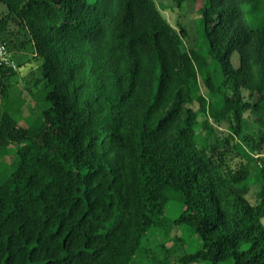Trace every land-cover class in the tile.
I'll use <instances>...</instances> for the list:
<instances>
[{
  "label": "trees",
  "instance_id": "1",
  "mask_svg": "<svg viewBox=\"0 0 264 264\" xmlns=\"http://www.w3.org/2000/svg\"><path fill=\"white\" fill-rule=\"evenodd\" d=\"M0 4V264H264L262 0H205L217 82L155 0ZM13 47L39 70L24 124ZM172 197L193 251L146 243Z\"/></svg>",
  "mask_w": 264,
  "mask_h": 264
},
{
  "label": "rangeland",
  "instance_id": "2",
  "mask_svg": "<svg viewBox=\"0 0 264 264\" xmlns=\"http://www.w3.org/2000/svg\"><path fill=\"white\" fill-rule=\"evenodd\" d=\"M165 18L170 20L174 24L185 28L186 34L184 35L183 42L186 48L194 47L195 50L200 52L204 57L205 63L209 64V69L214 71L216 77L214 79L217 82L221 66L218 61L214 60L211 55L207 52L205 47V25L211 24V19L203 21V7L205 0H184L181 5H176L173 0H155ZM264 6V0H262ZM4 7L0 4V11ZM264 16V9L258 15L254 16V23H258L259 20ZM14 48L15 60L24 61L25 63L17 70L15 76L8 79L7 83L10 84V96L13 100L17 101L19 112L17 114L19 121L24 124L27 119L34 116L39 109L37 103L36 94L30 93L36 88L33 86L34 80L39 76V70L34 66L35 62H27L26 59L32 55L31 50L28 48ZM231 63L236 66L238 63L237 52L234 51L231 56ZM208 66V65H207ZM202 85V83H201ZM201 90L206 97H209L208 91L202 85ZM23 99L24 101L20 100ZM225 125H221L219 129H223ZM2 160H9V157H5ZM11 161H8V163ZM251 167H253L251 165ZM256 188V187H255ZM256 190V189H255ZM255 190L251 193L252 202L255 201ZM181 205L176 197H172L167 203L164 223L161 224L158 229L148 236L147 244L149 247H154L158 242L164 241L168 238H172L174 235L181 236L185 241L184 247L180 248L181 253L190 252L199 247L200 240L196 234H194L185 225L175 224L174 218L179 214ZM264 220V219H263ZM149 254V252H148ZM134 264H150L146 253H141L135 260ZM192 264H211L207 261H198Z\"/></svg>",
  "mask_w": 264,
  "mask_h": 264
},
{
  "label": "built area",
  "instance_id": "3",
  "mask_svg": "<svg viewBox=\"0 0 264 264\" xmlns=\"http://www.w3.org/2000/svg\"><path fill=\"white\" fill-rule=\"evenodd\" d=\"M0 67L16 69L17 65L12 58L11 52L6 43L0 38Z\"/></svg>",
  "mask_w": 264,
  "mask_h": 264
}]
</instances>
